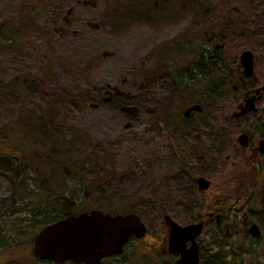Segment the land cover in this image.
I'll use <instances>...</instances> for the list:
<instances>
[{"label":"rangeland","instance_id":"374dc122","mask_svg":"<svg viewBox=\"0 0 264 264\" xmlns=\"http://www.w3.org/2000/svg\"><path fill=\"white\" fill-rule=\"evenodd\" d=\"M109 1L113 4V0ZM143 1L140 0V4L145 5ZM123 2L124 0L118 1L122 5ZM188 2L189 0H182L181 4L185 6ZM223 2L224 0H191L192 9L189 6L182 18L178 19V26H154L153 22L138 20H129L125 26H108L98 19L95 12L87 9L77 10L71 16L70 26H66L76 41L72 43L70 40L74 46L69 50L74 52L57 61L55 65L47 60L44 48H40L38 44L29 45L34 41L31 38L24 39L22 53L9 50L0 52V78H21L14 100L0 108V129L13 131L21 111H33L37 115L53 117L58 125L77 126L85 133L87 151L93 149L97 150L96 154L101 151L109 154V163L83 171L88 180L85 184L82 179V183L69 181L51 186L67 189L65 195L77 202L76 209H88L97 205L107 207L106 201L97 200L96 187L117 186V196H124V200L116 205L117 211L144 214V211L150 209L149 204L153 196L151 191L141 190L149 188L155 190V194L163 200V206L172 216L176 215L174 212L177 210H183L184 213L186 209L180 206L182 193L193 192L198 200L202 199L204 194H199L196 186L189 185L192 184L191 181L188 182L189 180L179 176L181 174L176 169L173 136L165 122L158 119L159 113L163 111V104L173 100V85L167 82L165 74L167 65L172 66V60L179 61L182 55L188 58L192 54L188 53L193 51L190 50L194 47L193 41L201 40L204 35L200 28L208 26L206 13L214 9L220 11ZM20 3V0H0V22L16 14L22 8ZM185 7L182 9L186 10ZM152 10L154 12V7ZM199 10L206 11L198 14ZM193 24L195 25L191 26ZM177 37L178 41L184 38L183 53L176 51L177 46L172 43ZM197 43L199 41H196ZM231 53L238 62L239 52L235 53L232 49ZM191 60L192 58H189L186 63ZM260 66L263 68L261 71H264V65ZM49 68L55 73L53 78H34L36 72ZM255 70L258 71L256 65ZM25 76L27 80L22 78ZM33 80L42 85L37 86ZM262 83L264 84V76ZM195 90L196 88L178 91L181 99L185 101L179 109L180 115L191 103V94ZM64 94L68 96L69 104L59 101ZM233 97L236 105L241 102L239 94L233 93ZM234 102L227 97L213 109L214 111L207 114L215 126L219 125L225 115L233 113L236 108ZM142 104L144 106H141ZM129 108L136 110L129 112ZM199 118V115H194V119ZM32 146L34 154L42 147L37 141L33 142ZM126 159L132 161L129 168L135 167L133 172L116 168V163ZM37 166L39 162H36L35 168ZM39 167V175L51 171L50 164ZM166 172L170 173L168 179L165 178ZM212 178L214 183L209 189L211 192L231 182L230 178L218 173ZM36 179L38 180V177L34 175V180ZM102 181L106 182L102 184ZM178 184L180 188L176 187ZM85 187L91 191L88 193V199L83 200ZM123 190L128 191L122 193ZM130 192L135 193L134 197H129ZM48 197L24 191L18 180L14 183L7 178H0V229L3 230H0V245L9 244L14 228L12 219L19 215L12 208H24L26 203L39 204L50 200ZM142 199L146 200L145 204ZM8 211L15 212L13 217L7 216ZM22 239H25V234ZM248 245L260 248L263 253L261 260L264 262L262 242L249 241ZM11 255V252H0V263L8 260Z\"/></svg>","mask_w":264,"mask_h":264},{"label":"flooded vegetation","instance_id":"af4514ba","mask_svg":"<svg viewBox=\"0 0 264 264\" xmlns=\"http://www.w3.org/2000/svg\"><path fill=\"white\" fill-rule=\"evenodd\" d=\"M150 1V3L148 0L143 1L145 5L141 4L140 7L145 17H139L137 20L153 22L154 26H178V19L182 18L191 6V1H189L185 5L186 7L182 6L186 10L181 8L179 12L177 0ZM129 20L126 19L123 26L130 22ZM218 28L219 26L200 28L204 35L201 40H196L199 43L196 44V41H193L194 47L190 49L193 51L188 53L192 52V54L188 58L186 55H182L179 61L172 60L174 69L172 72L167 69L165 74L167 77L181 74L185 79L191 80L198 77L199 81L194 86L190 82L188 83L187 90L196 88L195 91L201 94L224 93L215 106L224 102L227 97L234 102L233 93L239 94V100H241L239 103H242L236 105L234 102L238 107L236 113L239 115H235V113L233 117L231 114L230 117L221 119L219 125L216 123L218 126L214 125L213 129L211 126L214 122L210 120L209 115L205 116L204 106L198 98H191V103L181 112V115L179 109L183 105L176 110V118L173 120L172 127L176 169L182 173H186L189 167L198 170L199 174L191 180L193 183L191 186H196L198 193L204 194V197L198 200H202V209L196 207V203L200 202L195 200L193 192H184L181 194L183 200L180 204L182 208L186 209L184 213L183 210H177L174 212L176 215L172 216L165 207L161 206L159 214L149 217L154 218L152 224L151 221L147 222L146 219L149 218H143L146 226L144 235L141 237L131 236L121 251L103 257L99 261L78 262L72 259L56 261L36 256L34 249L38 233L48 225L71 216L78 217L82 213L89 214L92 210H100L111 215L130 212L115 210L112 207V202L108 205L109 207L97 205L80 210L75 208L77 202L74 200L71 202V208L68 209L63 206L55 207L53 203H60L61 200H44L39 204L26 203L24 208L22 206V208H12L19 213L20 216L17 215V217L19 216L20 219L17 217L12 219L14 228L11 231V242L5 251V253L11 252L12 255L8 260H5L6 262L0 264H208L211 251L216 249L211 246L213 243L223 245L221 249L217 247L222 253L225 249L233 250L232 247H228V244L236 243L238 245L237 251L240 254L243 253V257L239 258L240 261L230 264H264L261 260L263 253L260 252V248L248 245L249 241L262 242L264 245V226L260 223L264 215V84L262 83L264 71L255 70V65L258 66L259 63L256 64L254 61L253 77H247L240 61L237 62L233 55L230 59L233 65L230 71L217 66L214 70H204V65L198 66L199 61L204 60L207 51L213 49H218V52L224 51L225 42L222 38H218L220 33ZM177 39L178 37L172 43L176 44V51L183 53L184 38L180 41ZM189 58L192 60L186 63ZM229 76L233 77L234 81L230 87L231 91L225 93L229 84L227 81ZM210 78L214 79V85L211 84ZM177 88H175V93L186 90ZM249 98L254 99L256 109L252 112L240 113ZM194 105H199L201 109L191 110L187 115H184V112ZM194 115H199L200 118L194 119ZM215 134L216 136H214ZM239 136H242L241 141L238 140ZM217 173L227 176L231 182L225 183L217 187V191L211 192L209 189L214 183L212 177ZM199 176L210 181L207 190L199 189L197 184ZM176 187L180 188V184ZM191 190L194 191V189ZM230 190H235L239 196L241 195L240 200L239 197L236 200L238 212L233 211V208H229L222 201L226 192ZM18 202L16 201V203ZM256 206L259 208L255 209ZM167 212L174 221L183 227L200 224V232L170 235L169 226L164 220V215ZM182 213L183 217L180 218ZM253 225L258 226L260 238L252 236L250 227ZM24 234L25 239H22ZM49 248V252L52 253L51 250L54 248ZM22 253L24 256H19ZM245 253L248 254L246 259H244ZM223 257L227 256L223 254Z\"/></svg>","mask_w":264,"mask_h":264},{"label":"trees","instance_id":"16d2710c","mask_svg":"<svg viewBox=\"0 0 264 264\" xmlns=\"http://www.w3.org/2000/svg\"><path fill=\"white\" fill-rule=\"evenodd\" d=\"M20 1L22 8L13 16L0 22V52L9 50L12 52L20 51L22 53L24 39L31 38L34 41H31L29 45L38 44L40 48H44L47 60L51 61L53 65L74 52L72 49L69 50V48H72L74 46L72 43L76 41L72 38L73 34L70 32V29H66V26H70L71 16L77 10L87 9L95 12L99 17L98 19L103 20L108 26H123L126 19L137 20L139 17H145L140 7V0H124L123 5L118 3L119 0H113V4L109 0ZM177 2L179 11L182 8V0H178ZM205 11L199 10L197 13L202 14ZM146 15L148 16V14ZM205 17L208 18V26H219L218 30L220 33L218 38H222L225 42V49L224 51L220 50V52H218V49L207 51L204 60L199 61L198 66L204 65V70H214L217 66L230 71L233 66L230 61L232 56L231 50L233 49L235 53H238L243 49H251L256 55L255 63H259L258 69L260 71L263 69L260 64L264 65V0H224L220 11L214 9V11L207 12ZM201 38H203V35ZM167 69H169V72H172L174 67L168 64ZM54 74L52 68H49L45 71L36 72L34 78L50 79L53 78ZM22 78L27 80L26 76ZM20 80V77L11 78L2 76L0 78V108L6 106L11 100H14L15 91ZM166 80L171 86L178 87L177 89H187L189 82L194 86L199 81V78L194 77L192 80L185 79L181 74H178L177 76L166 77ZM210 80L211 84L214 85V79L210 78ZM227 81H229V84L228 87L226 86L227 90L225 93L231 91L230 87L232 81H234L233 77L229 76ZM33 82L37 86L42 85L36 80H33ZM173 86V100L167 104H163V111L159 113L158 118L165 122L171 134L173 120L176 118V110L185 103L178 92H174L175 88ZM222 95L224 93L210 92L201 94L195 91L192 98L199 99V102L204 106L206 116L211 109L216 107L215 105ZM59 101L69 104L66 94ZM228 117L229 115L224 116V118ZM16 122L17 124L13 126V131L5 128L0 129V178H7L10 182L14 183L18 180L19 186L29 193L35 192L39 196L48 195L47 199L50 200H61L60 203H53L55 207L61 208L63 206L65 209L71 208L72 198L65 195L68 192L67 189L51 187L53 184L60 185L69 181L82 183V179H84L85 184L88 181L85 177V170L110 162L109 154H106V151L97 152L98 154H96L97 150H86L87 140L85 139V133L75 125H58L53 117H48L44 114L37 115L36 112L28 110L21 111ZM214 127V123H212L211 128L213 129ZM35 141L39 142L42 147L34 154L32 143ZM36 162H39V166L50 164V173L39 175L41 169L39 166L35 168ZM131 163L130 159H126L115 165H117L116 168L122 171L126 169L129 172H133L135 167L129 168ZM168 169L172 170L171 168ZM178 173L186 181L189 180L188 182L199 174L198 170L194 167H189L186 173ZM34 175L38 177V180H34ZM175 175L178 174L175 173ZM169 177L170 173L166 172L165 178L168 179ZM107 181L109 182V180ZM105 182L102 181L100 183L103 184ZM190 185H193V183ZM116 188L117 186H110L108 188L96 187L98 193L97 200L106 201L105 206L107 207L112 202V207L115 209L118 202L124 200L123 195L117 196L119 191ZM90 191L91 189L87 187L83 189V200L88 199ZM127 191L123 190L122 193ZM141 191H151L153 198L149 204L150 209L144 211V214L139 213V215L146 219L153 216V214H159V209L163 206V200L155 194L154 189L146 188ZM130 195L129 197L132 198L135 193L130 192ZM125 197L128 196L125 195ZM238 197L240 200L241 195L239 196L236 191L230 190L226 192V196L222 198V201L229 208H233V211L238 212V203H236ZM195 200L198 201L196 197ZM145 201L143 200L144 204ZM198 202L200 203H196V207L202 209V200ZM14 213V211H8L7 216L13 217ZM146 220L148 223L151 221V224L154 222L153 217ZM260 223L264 226V215ZM0 230L3 231L2 229ZM0 241H2L1 238ZM8 245H0V252L6 251ZM215 245L216 243L211 244L216 249L211 251L208 264H230L240 261L239 258L242 259L243 257V253L240 254L237 251L238 245L236 243L228 244V247H232L233 250L225 249L223 253L217 249V247L221 249L223 245ZM223 254L227 257H223ZM247 256L248 254L245 253L244 259Z\"/></svg>","mask_w":264,"mask_h":264},{"label":"water","instance_id":"95a60500","mask_svg":"<svg viewBox=\"0 0 264 264\" xmlns=\"http://www.w3.org/2000/svg\"><path fill=\"white\" fill-rule=\"evenodd\" d=\"M243 72L247 77L253 76V53L244 50L240 54ZM254 99L249 98L244 104L241 113L254 111ZM199 105L190 107L184 115L191 110H200ZM136 109H128L134 112ZM242 136L238 140L241 141ZM200 190L208 189L210 181L204 177L197 178ZM164 220L169 226L170 235L199 233L200 224L181 226L170 215L165 214ZM146 230L145 224L136 213L110 215L102 211L93 210L90 214L82 213L78 217L71 216L43 228L37 235L34 254L36 256L62 261L94 262L110 254L121 251L123 245L131 236L141 237ZM253 237L260 236L257 225L250 227ZM53 247L52 253L49 252ZM49 249V250H48Z\"/></svg>","mask_w":264,"mask_h":264}]
</instances>
